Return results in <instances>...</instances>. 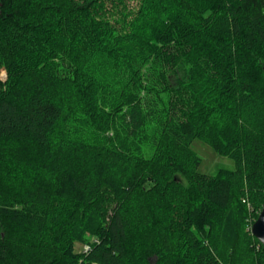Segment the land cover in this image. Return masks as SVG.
Segmentation results:
<instances>
[{"label":"trees","instance_id":"16d2710c","mask_svg":"<svg viewBox=\"0 0 264 264\" xmlns=\"http://www.w3.org/2000/svg\"><path fill=\"white\" fill-rule=\"evenodd\" d=\"M263 205L264 0H0V264H264Z\"/></svg>","mask_w":264,"mask_h":264},{"label":"rangeland","instance_id":"374dc122","mask_svg":"<svg viewBox=\"0 0 264 264\" xmlns=\"http://www.w3.org/2000/svg\"><path fill=\"white\" fill-rule=\"evenodd\" d=\"M132 5H136V3L132 2ZM191 149L201 159L198 169L201 174L215 176L220 170H235L236 165L232 159L217 154L211 146L202 140L196 139L192 143Z\"/></svg>","mask_w":264,"mask_h":264},{"label":"water","instance_id":"95a60500","mask_svg":"<svg viewBox=\"0 0 264 264\" xmlns=\"http://www.w3.org/2000/svg\"><path fill=\"white\" fill-rule=\"evenodd\" d=\"M7 79V75L4 78V80ZM252 235L261 243L264 245V205L263 208L259 214L258 219L255 221V223L252 225L251 228Z\"/></svg>","mask_w":264,"mask_h":264},{"label":"built area","instance_id":"2783aa9c","mask_svg":"<svg viewBox=\"0 0 264 264\" xmlns=\"http://www.w3.org/2000/svg\"><path fill=\"white\" fill-rule=\"evenodd\" d=\"M87 250V249H86Z\"/></svg>","mask_w":264,"mask_h":264}]
</instances>
